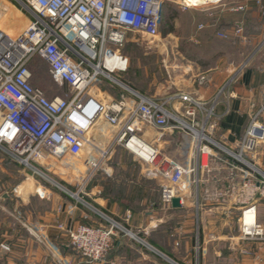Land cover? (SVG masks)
I'll return each instance as SVG.
<instances>
[{
    "label": "built area",
    "instance_id": "1",
    "mask_svg": "<svg viewBox=\"0 0 264 264\" xmlns=\"http://www.w3.org/2000/svg\"><path fill=\"white\" fill-rule=\"evenodd\" d=\"M5 1L19 7L29 16V22L16 37L0 30V149L4 154L79 199L78 193L72 194L64 186V179L70 174L65 158L82 159L80 163L85 168L76 180L78 192L83 193L113 146L120 145L148 167V177L161 181L160 202L165 208H172L175 198L182 206L199 185V173H210L220 163L227 170L229 189L204 190L205 198L220 206L226 219L232 209H238L240 243L264 244V223L258 221L257 212V206L264 203V173L247 157L264 144V125L257 115L249 120L235 148L229 149L214 141L209 133L214 128L210 114L201 115L198 120L197 111L202 107L190 97H174L182 103L184 120L167 110L165 103L129 90L116 76L128 68V59L121 50L129 42V34L158 36L163 0H0V15ZM252 2L264 13V0ZM210 4L213 3L202 7ZM245 10V5L231 9ZM240 33L237 27L232 35ZM220 37L230 38L226 34ZM36 58L47 64L54 84L66 89L60 98L47 97L30 82L29 65ZM105 80L130 96L129 111H120L111 98L97 97ZM55 100L59 102L56 104ZM97 121L110 129L111 139L106 147L91 137L96 133L105 138L95 127ZM145 131L154 139L177 132L187 135L186 156L182 161L165 156L145 143L140 136ZM135 140L148 149V158L130 149ZM50 159L59 165L58 183L41 172L40 162ZM100 216L106 225L80 224L63 229L71 248L85 264L102 261L113 246L116 229L131 234L104 214ZM247 216L249 223L245 221ZM195 245L199 259L202 247L198 235ZM239 253L244 258L261 260L246 249Z\"/></svg>",
    "mask_w": 264,
    "mask_h": 264
},
{
    "label": "crops",
    "instance_id": "2",
    "mask_svg": "<svg viewBox=\"0 0 264 264\" xmlns=\"http://www.w3.org/2000/svg\"><path fill=\"white\" fill-rule=\"evenodd\" d=\"M240 5H245L246 10L231 12L232 14L229 10L228 12L214 10L219 7L210 6L211 9L205 7V32L198 33L194 37L197 44L200 42L204 44L214 39L212 35L214 31L218 32V29H223L222 25L213 28L214 24L234 18L235 25L241 29V33L236 36V40L231 38L225 41V44L231 47L237 46V53L234 55L232 50H224L217 53L218 57L215 58L212 53L198 55V59L195 62L192 60L183 73L190 77L191 83L181 86L182 90L161 102L165 103L167 110L177 115L183 114L179 111L183 108L178 98L174 97L185 95L199 103L202 109L198 110L197 114L204 116L210 114V119L214 124V128L209 131L212 138L229 149L235 148L253 116L257 115L258 121L264 125V13L256 7L252 0L240 1L237 6ZM6 6L3 4L4 9L1 11L0 19L3 18L4 10H7ZM4 15L9 19L7 14L4 13ZM27 20L29 22V16ZM17 27L18 30L7 29L15 36L10 35L7 30L2 28L0 30L11 37H16L24 27V23L19 21ZM38 62H41L48 72L44 61L34 59L29 65L30 82L41 89L39 85L41 79L39 80L40 76L34 68ZM202 65H206L205 70L200 68ZM44 93L49 97L48 92L44 91ZM173 102L179 105L178 109L167 107L166 104ZM104 126L99 127L102 136L106 137L107 130H104ZM173 135L186 138L188 142L187 135L183 133L177 132ZM140 136L144 141H148V137H151L147 131L141 133ZM164 137L165 141L171 140L168 134ZM156 149L176 161H182L188 151L186 148L187 150L184 149L186 152L182 154V150L179 149L176 153L169 154L164 150L163 145ZM3 154L1 155L6 158V161L12 164L10 158ZM248 159L256 167L263 168L264 144L256 152L248 155ZM12 165L10 169L0 164V264H60L59 261L85 264L71 248L63 229L80 224H100L102 218L98 215L104 213L115 219H121L131 231H135L145 239L142 241L137 238L139 240L137 242L129 236L139 245L116 240L115 252L106 264L238 263L240 259L242 261L246 259L240 255V250L260 246L239 242L237 208L232 209L226 219L221 207L205 198L204 190L213 192L216 189L223 191L229 189L227 170L223 169L220 163H216L210 173H199V185L192 189L191 196L184 200L182 206L163 207L159 193L158 203H148L147 206L141 207L142 210H135L129 206L127 200L121 202V199L111 200L105 197L101 188L95 185L96 174L86 183L83 193H79L76 178H80L85 168L80 162L68 163L70 174L64 179V186L81 195V199L74 198L43 178L26 176L23 179L22 172L25 168L19 164ZM73 170L78 173H73ZM110 177L107 174V178ZM152 180L158 179L152 178ZM160 186L161 181L158 180L159 189ZM88 211L98 220L92 218L91 214L87 213ZM257 212L258 221L264 223V203L257 206ZM166 215L172 216L174 221L167 222ZM248 219L247 223L251 221ZM58 226L63 227L62 230ZM167 233H172L169 237L172 242L169 241L168 244L171 252H167V246L163 248L154 239L160 235L167 238ZM191 234L194 236V243L190 238ZM197 235L202 247L199 259L197 255H192ZM2 247H7L8 250L5 251ZM145 250L154 255H148ZM227 251L234 253L228 255ZM248 259L251 261V258Z\"/></svg>",
    "mask_w": 264,
    "mask_h": 264
},
{
    "label": "rangeland",
    "instance_id": "3",
    "mask_svg": "<svg viewBox=\"0 0 264 264\" xmlns=\"http://www.w3.org/2000/svg\"><path fill=\"white\" fill-rule=\"evenodd\" d=\"M181 1L184 0H163L161 22L157 37L149 38L144 35L131 33L128 35L129 42L121 50V54L128 59V68L123 73H117L116 76L120 78V80L129 88L138 91L142 95H146L148 97L156 99L159 102L166 101L165 99L169 98L171 95H175L178 91L182 90L183 88H181V86L191 83L190 77L184 75L183 73L186 69L185 67L187 65L190 66V62H192V60L195 62L198 59V55L203 56L205 55V53H207V55L212 53L215 58L218 57L217 53H221L224 50H232V54L234 55L237 53V46L231 47L225 44V41L227 42L231 38H234V40H236V37L232 35V33L237 28V26L235 25L236 20L234 18L226 19L223 22L214 24L215 26L213 28L217 27V25H222L223 29L220 28L221 30L218 29V32L216 30L212 33L214 39L206 41L204 44H202L201 42L197 44V41L194 39V37H196L198 33L205 32L206 21L204 22V11L206 9H204L205 7L202 6H186L182 4ZM240 1L243 0H223L219 4H210L207 6V8L210 6H212L213 8L219 7L215 8L214 10L218 12H228L229 10V13H231V9L236 8L237 4ZM4 4L7 5V10H4L5 12H3L8 15L9 19H7L0 28H2L3 30L11 28L18 30L17 26L18 22L20 21L24 23V27L20 31V33H22L28 25V16L24 12L20 11V8L15 6L14 4L8 3L6 1L4 2ZM2 9H4L3 6ZM4 13H2L3 16ZM7 31L9 32V30ZM9 34L15 36L10 32ZM221 34L229 35L230 38L220 41V39H222L220 37ZM197 50L198 52H196ZM205 66L206 65H202L200 68H202V70H205ZM34 68L40 76L39 80L41 79V83L39 85L41 86V89L43 91L48 92L49 98H53V96H57V98H60L66 93V89L64 87L60 88L59 86L54 84L41 62H38L36 65H34ZM103 84V87L98 89L97 97H100L101 99L111 98L113 99L114 103L117 104L118 107H120V111H129L131 104L129 103L128 99L130 98V96L123 92L121 87L113 85L107 80H105ZM166 105L168 108L174 107L178 109L179 107V105L174 102ZM179 111H181V114L183 113V109H179ZM197 115L198 120H200L201 115ZM179 116L185 120L183 114ZM97 124H100L98 126H104L102 122H98ZM98 126H96L97 129L99 128ZM104 130H107V135L105 138H102L99 134L96 133L94 135L91 134V137H95L97 142H100L104 145V147H106L110 142L111 134H109L110 129H108L106 125L104 126ZM170 136L171 140L169 141H165V137L162 140L157 138L154 139L151 136L148 137V141H145V143L154 148L163 145L164 150L169 154H174L176 153V150L179 149L182 150V154L185 153L186 151H184V149L187 150L186 148H188L189 146V139L187 142V140H185L186 138H182L181 136ZM0 153L3 154V151L1 149ZM1 154L0 164L4 165L5 167L11 169V167L13 166L12 164H18L11 158V161H9L12 164H10ZM65 159L69 163H77L82 161V159H73L70 157H66ZM46 162H49V164H47ZM46 162H40L43 165V168H41V172L58 183V177H60L58 175H61L59 171L60 169H58L59 165L56 164L53 159H50ZM105 162L97 171L94 178L95 185H98V187L101 188V191L104 192L105 197L111 200L121 199V202H125V200H127V202H129V206L133 207L135 210H142L141 207L147 206L148 203H158V196L160 193L158 180H152V178L149 179V177L146 175V169H148V167L139 158L132 155L120 145H115L113 146L112 152ZM46 170H49V172ZM260 170L264 173V167L260 168ZM22 173L23 179H25L26 176L29 178L33 176L37 179H41V177L27 168H25ZM107 174H109L111 177L107 178ZM67 189L70 190L69 188ZM70 192L72 194H76V192L74 191L70 190ZM75 196L73 197L76 198ZM78 197L79 199H81V195H79ZM87 213H89V211ZM104 215L119 223L121 227L129 230L131 234H126V232H124V230L120 228L116 229V238L113 240V246L109 253L102 259L101 262H99L102 264L108 263L111 255L113 254V252H115L116 240L129 244L132 243L134 245H139L137 243L139 242L137 238H140L142 241L145 240L135 231H131L121 221V219H115L113 217H110L109 215H106L105 213ZM91 216L95 220H98L95 215L91 214ZM98 216L101 217L100 215ZM100 220V225H106V222L103 219ZM165 220L167 222L174 221L173 217L168 215H166ZM171 235L172 233H167V238H164L163 235H160V237L156 236L154 239L156 240V242L158 241V244L163 246V248L164 246H167V252H171L168 248L169 241L170 243L172 242V240H169L171 239L169 238L171 237ZM129 236L133 237L137 242L129 238ZM190 238L193 240L194 236H192L191 234ZM258 245L260 246H254V248L251 249L246 248V250L250 251L253 254H258L261 257V260H255L254 257L251 256V261L246 258L243 261L240 259L238 263L235 262L223 264H264V244ZM195 247L196 245H194L192 249L193 256H196ZM199 252L201 254V251ZM227 252L228 255L234 253L230 251ZM147 253L150 256L154 255L149 251H147ZM193 264L200 263L194 262Z\"/></svg>",
    "mask_w": 264,
    "mask_h": 264
},
{
    "label": "bare ground",
    "instance_id": "4",
    "mask_svg": "<svg viewBox=\"0 0 264 264\" xmlns=\"http://www.w3.org/2000/svg\"><path fill=\"white\" fill-rule=\"evenodd\" d=\"M215 1L217 2L218 0H184L181 1L182 4L186 5V6H192V7H200L203 6L205 4L208 3H215ZM7 20L6 15L3 16V18L0 21V27H2L1 25L5 23V21ZM123 87V86H122ZM125 88V87H124ZM58 100H55L54 103H58ZM99 121H97L98 123ZM95 123V127L100 125ZM104 124V123H103ZM105 125V124H104ZM99 127V126H98ZM98 130L100 131V127L98 128ZM101 132V131H100ZM200 137V136H199ZM130 149L134 152H136L140 157L142 158H148V149L146 147H143V145H141L139 142H137L136 140L134 141V144L131 145ZM249 218V219H248ZM251 220L249 216L246 217V220ZM251 222V221H250ZM249 223V222H248Z\"/></svg>",
    "mask_w": 264,
    "mask_h": 264
},
{
    "label": "water",
    "instance_id": "5",
    "mask_svg": "<svg viewBox=\"0 0 264 264\" xmlns=\"http://www.w3.org/2000/svg\"><path fill=\"white\" fill-rule=\"evenodd\" d=\"M126 88H128L129 90H132L131 88L125 86ZM77 198V197H76ZM172 207L173 208H178L179 207V200L177 198L172 200Z\"/></svg>",
    "mask_w": 264,
    "mask_h": 264
},
{
    "label": "trees",
    "instance_id": "6",
    "mask_svg": "<svg viewBox=\"0 0 264 264\" xmlns=\"http://www.w3.org/2000/svg\"><path fill=\"white\" fill-rule=\"evenodd\" d=\"M160 28V27H159Z\"/></svg>",
    "mask_w": 264,
    "mask_h": 264
}]
</instances>
